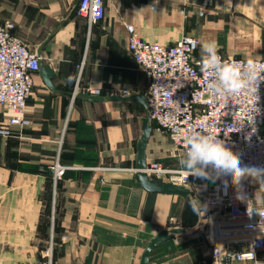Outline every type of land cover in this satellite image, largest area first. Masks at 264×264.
Masks as SVG:
<instances>
[{
  "label": "crops",
  "instance_id": "crops-1",
  "mask_svg": "<svg viewBox=\"0 0 264 264\" xmlns=\"http://www.w3.org/2000/svg\"><path fill=\"white\" fill-rule=\"evenodd\" d=\"M79 2L0 0V22L13 21L56 74L54 91L40 71L34 75L32 127L0 138V263L36 264L53 235L54 264H140L154 236L183 228L150 264H210L209 243L196 229L200 196L151 193L136 182L149 113L147 100L134 99H146L147 82L127 49V26L163 46L196 38L200 56L215 41L226 57L264 60V0H104L105 16L91 27ZM87 88L101 90L91 96L101 100L81 97ZM58 154L67 170L55 184L50 165ZM165 165L181 169L175 159Z\"/></svg>",
  "mask_w": 264,
  "mask_h": 264
},
{
  "label": "built area",
  "instance_id": "built-area-1",
  "mask_svg": "<svg viewBox=\"0 0 264 264\" xmlns=\"http://www.w3.org/2000/svg\"><path fill=\"white\" fill-rule=\"evenodd\" d=\"M77 13L91 27L105 16L104 0H80ZM15 28L11 20L0 22V138L14 137L18 131L32 127L27 116L28 101L42 61L14 33ZM127 31V49L147 82L146 100L153 129L166 134L176 152L184 154L183 137L188 130H211L240 156L243 164L264 166V83L257 93L241 92L226 104L218 102L206 88L203 56L197 53L200 43L196 38L184 36L172 46H163L144 40L132 25L127 26ZM218 54L229 63L248 60ZM252 60L264 66V60ZM84 93L101 96L99 89L87 88ZM50 170L57 184L67 170L60 154ZM147 173L150 177H167L169 183L200 196L205 207L196 229L209 243L210 264H264V208L249 216L247 205L236 199L230 177L212 182L188 177L181 169H166L158 163H149ZM224 179L229 180L227 188ZM242 183L248 197L254 198L259 185L250 180ZM55 248L52 235L36 264H54Z\"/></svg>",
  "mask_w": 264,
  "mask_h": 264
},
{
  "label": "clouds",
  "instance_id": "clouds-1",
  "mask_svg": "<svg viewBox=\"0 0 264 264\" xmlns=\"http://www.w3.org/2000/svg\"><path fill=\"white\" fill-rule=\"evenodd\" d=\"M202 51L201 68L206 76L205 85L218 102L226 104L231 97L241 92L257 93L259 85L264 83V66L254 60L229 63L218 54L215 41L206 42ZM183 143L185 152L178 163L188 177L195 176L212 182L221 177H230L236 199L247 205L249 216L264 208V166L243 164L240 156L211 130L192 128L183 137ZM245 180L259 185L254 198H249L244 190L242 182ZM223 184L227 188L229 180L224 179ZM193 199L201 211L205 206L197 197ZM196 205H193L194 212L197 211Z\"/></svg>",
  "mask_w": 264,
  "mask_h": 264
},
{
  "label": "water",
  "instance_id": "water-1",
  "mask_svg": "<svg viewBox=\"0 0 264 264\" xmlns=\"http://www.w3.org/2000/svg\"><path fill=\"white\" fill-rule=\"evenodd\" d=\"M40 74L42 76V79L46 86L50 90H55V87L53 85V79L55 77V72L51 68L50 65L44 64L43 61L40 63ZM81 97L90 100V101H100L99 98H92L89 94H80ZM120 98L116 97L114 100H119ZM134 99L140 100L141 102L145 103L146 99L144 96H135ZM142 136L140 141L137 144V159H136V173H135V179L138 185L144 189L147 192L151 193H159V194H165V195H177L184 198L190 197L192 195L191 190L184 187L179 186L173 183H161L157 180L151 178L147 173V146L149 143V140L153 133V125L151 122V118L148 115L146 118L143 119V125H142ZM186 230L183 228H174L171 230H162L159 232L156 236H154L147 247L145 248L140 264H150V258L152 252L157 249L160 245L163 243L171 240L174 238L175 235L185 233Z\"/></svg>",
  "mask_w": 264,
  "mask_h": 264
},
{
  "label": "rangeland",
  "instance_id": "rangeland-1",
  "mask_svg": "<svg viewBox=\"0 0 264 264\" xmlns=\"http://www.w3.org/2000/svg\"><path fill=\"white\" fill-rule=\"evenodd\" d=\"M182 156L183 155L179 154L178 152L174 150L173 145L171 144L166 134L153 131L151 140L148 146V150H147V158L149 160L148 164L158 163L162 167L166 169H170L165 165L166 160L175 159L179 161V159ZM151 177L157 180L158 182L169 183L167 177H163V176L160 177V176H155V175H152Z\"/></svg>",
  "mask_w": 264,
  "mask_h": 264
},
{
  "label": "trees",
  "instance_id": "trees-1",
  "mask_svg": "<svg viewBox=\"0 0 264 264\" xmlns=\"http://www.w3.org/2000/svg\"><path fill=\"white\" fill-rule=\"evenodd\" d=\"M153 128H154V126H153ZM154 130V129H153Z\"/></svg>",
  "mask_w": 264,
  "mask_h": 264
}]
</instances>
